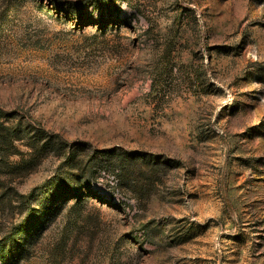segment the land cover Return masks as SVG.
<instances>
[{
  "label": "rangeland",
  "instance_id": "374dc122",
  "mask_svg": "<svg viewBox=\"0 0 264 264\" xmlns=\"http://www.w3.org/2000/svg\"><path fill=\"white\" fill-rule=\"evenodd\" d=\"M0 121V264H264V0H0Z\"/></svg>",
  "mask_w": 264,
  "mask_h": 264
},
{
  "label": "trees",
  "instance_id": "16d2710c",
  "mask_svg": "<svg viewBox=\"0 0 264 264\" xmlns=\"http://www.w3.org/2000/svg\"><path fill=\"white\" fill-rule=\"evenodd\" d=\"M11 128H12L11 125H9V124L7 125L3 121H0V141L7 142V141H9L15 137H20L19 136V130L20 129L12 130ZM107 152H108L107 150H99L97 153L99 156H104V154H106ZM33 215H34L33 212H31L28 215V217L26 218L25 222L29 221ZM10 255H11L10 250H4V248H2V253L0 255V259L6 260Z\"/></svg>",
  "mask_w": 264,
  "mask_h": 264
}]
</instances>
